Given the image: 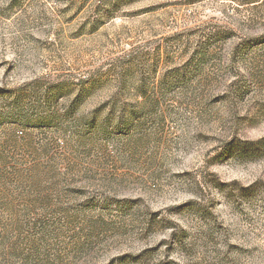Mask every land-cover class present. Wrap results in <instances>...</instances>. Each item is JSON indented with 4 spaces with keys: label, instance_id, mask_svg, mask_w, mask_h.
<instances>
[{
    "label": "rangeland",
    "instance_id": "obj_1",
    "mask_svg": "<svg viewBox=\"0 0 264 264\" xmlns=\"http://www.w3.org/2000/svg\"><path fill=\"white\" fill-rule=\"evenodd\" d=\"M0 264H264V0H0Z\"/></svg>",
    "mask_w": 264,
    "mask_h": 264
}]
</instances>
